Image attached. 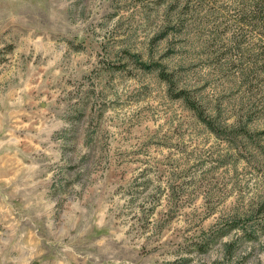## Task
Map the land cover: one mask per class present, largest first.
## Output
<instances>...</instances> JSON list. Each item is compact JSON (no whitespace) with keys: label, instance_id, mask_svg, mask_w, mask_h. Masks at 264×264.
Returning a JSON list of instances; mask_svg holds the SVG:
<instances>
[{"label":"rangeland","instance_id":"1","mask_svg":"<svg viewBox=\"0 0 264 264\" xmlns=\"http://www.w3.org/2000/svg\"><path fill=\"white\" fill-rule=\"evenodd\" d=\"M167 1L0 0V264H264L263 33L207 0L159 38Z\"/></svg>","mask_w":264,"mask_h":264},{"label":"trees","instance_id":"2","mask_svg":"<svg viewBox=\"0 0 264 264\" xmlns=\"http://www.w3.org/2000/svg\"><path fill=\"white\" fill-rule=\"evenodd\" d=\"M205 3L202 2V0H196L193 4H190V0H187L186 3L181 4V0H170L169 2H166V13L165 14V24L163 26L164 30H162L161 35L159 38H162L164 36H167L169 33H180L188 24H190V16H193V13H195L196 16H201L202 12H204L209 4L207 0ZM231 5H235L233 8H235L237 17L233 18L232 20L237 23V21L240 22V24H244L245 22H251V25L256 27L258 29V32H262V39H260L259 43V50L255 53V57L258 56L260 60H256V62H253L252 65L247 66L243 60L238 61V73H241V77L248 78V75L251 74L253 77L258 76L257 69L264 67V0H230ZM190 5V6H189ZM191 13V14H190ZM202 18V17H201ZM217 34V27L215 29H212L208 31L203 37H200L199 40L194 42L191 45V51L193 50L194 54L199 53V51L209 50L212 48V45L214 43V40L216 38ZM202 36V34H200ZM232 43L236 44L237 50L239 47V43H236V40H233ZM230 43V44H232ZM229 50L227 48L226 53L228 54ZM131 56L134 58L135 62L139 64L140 67L144 69H150L153 63L151 62H145L141 61L137 58H135V54L132 53ZM190 60L193 58L192 55H189ZM196 58V57H194ZM211 59H213L211 57ZM213 61H206L208 64H213L216 66V64ZM227 65L230 67L236 68L234 66V61L227 60ZM216 62V61H215ZM258 62V63H257ZM195 63V62H194ZM259 64V65H257ZM156 70H158L159 76L165 80L168 84V87L175 84V75L171 71H166L160 67V65L157 63ZM219 68V65L216 66V69ZM179 76V75H178ZM170 88L172 92V97L174 98H182L188 108L193 111L195 117L200 120L202 123H204L207 127L210 128V130L216 132L217 129L216 123L214 120H217L216 110H218L219 103H215L214 105L216 107H207V104L204 103V101L195 97L194 95L189 94L187 89L185 87H179L178 89ZM242 117L247 120H251L253 117L249 113V109L247 110H240L236 111L234 113V120L241 121ZM222 121L220 124L222 126H228L229 123L226 122L225 119H221ZM220 130H225L221 129ZM218 132V131H217ZM220 132V131H219ZM219 134V133H218Z\"/></svg>","mask_w":264,"mask_h":264}]
</instances>
